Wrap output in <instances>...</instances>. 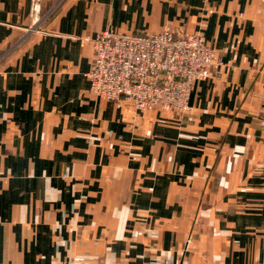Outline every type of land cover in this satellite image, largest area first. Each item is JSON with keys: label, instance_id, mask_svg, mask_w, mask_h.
Instances as JSON below:
<instances>
[{"label": "crops", "instance_id": "obj_1", "mask_svg": "<svg viewBox=\"0 0 264 264\" xmlns=\"http://www.w3.org/2000/svg\"><path fill=\"white\" fill-rule=\"evenodd\" d=\"M0 0V264H264V0ZM201 33L185 113L89 89L104 28Z\"/></svg>", "mask_w": 264, "mask_h": 264}, {"label": "built area", "instance_id": "obj_2", "mask_svg": "<svg viewBox=\"0 0 264 264\" xmlns=\"http://www.w3.org/2000/svg\"><path fill=\"white\" fill-rule=\"evenodd\" d=\"M39 4V0L30 2L35 20H39ZM90 40L89 89L101 99L125 100L134 112L155 107L188 112L195 83L229 64L201 33L178 35L166 24L151 33L104 28ZM257 69L264 74V64Z\"/></svg>", "mask_w": 264, "mask_h": 264}, {"label": "rangeland", "instance_id": "obj_3", "mask_svg": "<svg viewBox=\"0 0 264 264\" xmlns=\"http://www.w3.org/2000/svg\"><path fill=\"white\" fill-rule=\"evenodd\" d=\"M215 50V49H214ZM216 51V50H215ZM263 64H264V60L259 64L260 66H263ZM261 73V72H260ZM263 74V73H262ZM264 75V74H263ZM264 120V119H263ZM263 120H262V122H263ZM263 127V126H262ZM264 128V127H263Z\"/></svg>", "mask_w": 264, "mask_h": 264}]
</instances>
